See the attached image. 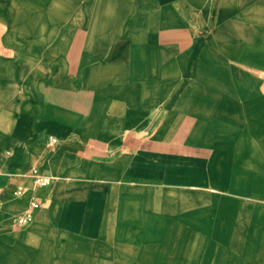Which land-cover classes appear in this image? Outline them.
<instances>
[{
    "label": "crops",
    "instance_id": "0c3cea01",
    "mask_svg": "<svg viewBox=\"0 0 264 264\" xmlns=\"http://www.w3.org/2000/svg\"><path fill=\"white\" fill-rule=\"evenodd\" d=\"M261 84L264 0H0V264H122L164 188L230 191Z\"/></svg>",
    "mask_w": 264,
    "mask_h": 264
},
{
    "label": "rangeland",
    "instance_id": "374dc122",
    "mask_svg": "<svg viewBox=\"0 0 264 264\" xmlns=\"http://www.w3.org/2000/svg\"><path fill=\"white\" fill-rule=\"evenodd\" d=\"M239 131L245 152L233 162L231 190L222 177L203 192L164 188L144 203L149 218L140 211L139 239L117 242L122 264H264V146L257 130Z\"/></svg>",
    "mask_w": 264,
    "mask_h": 264
},
{
    "label": "built area",
    "instance_id": "2783aa9c",
    "mask_svg": "<svg viewBox=\"0 0 264 264\" xmlns=\"http://www.w3.org/2000/svg\"><path fill=\"white\" fill-rule=\"evenodd\" d=\"M51 143L55 144L56 140L52 139ZM46 183H48L47 180L41 181V184H43V185H45ZM17 194H19V192H17ZM31 207L33 210H37L39 208V205L37 203H33ZM32 217H33L32 213L25 214L24 216L18 218L17 225L20 227L26 226L27 224H29L31 222Z\"/></svg>",
    "mask_w": 264,
    "mask_h": 264
}]
</instances>
